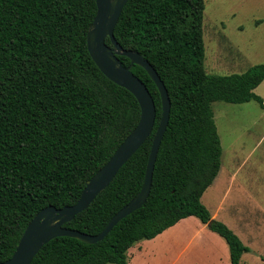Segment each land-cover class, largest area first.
Segmentation results:
<instances>
[{"label": "trees", "instance_id": "16d2710c", "mask_svg": "<svg viewBox=\"0 0 264 264\" xmlns=\"http://www.w3.org/2000/svg\"><path fill=\"white\" fill-rule=\"evenodd\" d=\"M204 0H128L114 28L124 49L154 67L170 97V113L145 203L96 243L68 236L44 244L30 264H128L127 251L180 219L197 217L227 243L231 264L249 251L202 203L221 165L211 103L264 102L254 89L264 63L240 73L205 70ZM96 0H0V261L14 253L35 214L74 204L85 182L136 126L140 106L92 60L86 34ZM105 42L110 45L107 37ZM124 66L130 64L119 55ZM131 71L155 105L153 129L109 185L63 224L99 233L140 190L161 116L158 89L142 67Z\"/></svg>", "mask_w": 264, "mask_h": 264}, {"label": "rangeland", "instance_id": "374dc122", "mask_svg": "<svg viewBox=\"0 0 264 264\" xmlns=\"http://www.w3.org/2000/svg\"><path fill=\"white\" fill-rule=\"evenodd\" d=\"M204 5L203 65L207 72L240 73L254 64L264 63V0H204ZM254 92L264 102V80ZM211 106L222 147L221 165L217 178L204 191L201 201L211 214H215V219L227 224L249 247L240 264H264V109L255 100L244 103L214 101ZM187 219L198 226L204 225L195 216ZM184 230L186 232L171 239L165 234L159 250L164 251L167 244H174L177 239L178 248L192 238L193 244L185 256H191L200 243L215 244L220 251L222 248L230 264L226 241L207 225L201 233L202 239L198 238L200 234L194 236L196 227ZM149 240L134 242L127 251V262L129 252ZM152 251L148 248L137 253L138 264H153L155 253ZM164 256L171 261L173 248ZM198 264L208 263L200 256Z\"/></svg>", "mask_w": 264, "mask_h": 264}, {"label": "water", "instance_id": "95a60500", "mask_svg": "<svg viewBox=\"0 0 264 264\" xmlns=\"http://www.w3.org/2000/svg\"><path fill=\"white\" fill-rule=\"evenodd\" d=\"M127 1L96 0V14L87 29L86 42L88 52L101 72L136 97L140 106L139 121L107 162L85 182L78 200L61 208L49 205L40 209L25 227L12 256L0 261V264H30L40 248L55 237L68 236L91 244L101 241L122 218L142 206L149 195L154 164L168 124L171 103L167 89L154 67L139 52L124 49L114 36L115 25ZM107 37L110 45L105 42ZM119 55L128 57L130 64L124 66ZM132 64L145 69L156 85L161 100V116L152 139L141 188L110 218L99 233L87 234L64 227V223L71 221L109 185L120 167L140 148L153 129L154 101L146 85L131 71Z\"/></svg>", "mask_w": 264, "mask_h": 264}, {"label": "crops", "instance_id": "0c3cea01", "mask_svg": "<svg viewBox=\"0 0 264 264\" xmlns=\"http://www.w3.org/2000/svg\"><path fill=\"white\" fill-rule=\"evenodd\" d=\"M218 175V174H217ZM217 178V176L215 177V179ZM214 179V181H215ZM212 217L214 218L215 214H211ZM189 217V216H188ZM187 218V217H186ZM186 218H182L180 219L177 223L175 227H173L172 229H169L167 231H163V233L158 234L157 236H155L154 238L150 239L149 241H146L147 244H142V245H138L137 247H134L130 252H129V262L128 264H138V259L136 258L137 253L139 252H145L146 249L149 248V250H153L152 253H155L153 258H152V263L157 264H198L199 260H200V256H202L203 259H205V261L208 264H229V262H226V257H225V253L222 252V248L221 251L220 249L214 244H208L207 243H200L198 245L197 250H195V252L192 254L193 256L196 254L195 257H193L192 255L190 256H185L188 249L190 248V246L193 244L192 242V238L183 244L184 242H182V244H179L180 247L177 248L178 244H177V240L173 241L174 244L171 242L169 245L167 244V247L165 248L164 251H160V240L163 241L162 238L165 237V234H169L167 235V238L169 237L174 238L176 235L179 236L181 235L183 232H186L184 229H186L187 227H191V228H195V234H200V236L198 237L199 239H202L203 236H201L202 231L205 228V224L204 225H197L194 224L193 222L195 221H190V220H185ZM197 222V221H196ZM174 224V225H175ZM173 225V226H174ZM172 227V226H171ZM168 229V228H167ZM173 237H172V235ZM200 242V241H199ZM173 248V259H169L168 262V258L164 255H166V253H171V250ZM221 259H222V263H221ZM143 261V260H141ZM146 261V260H145ZM165 261V262H164ZM167 261V263H166ZM144 262V261H143ZM231 264V263H230Z\"/></svg>", "mask_w": 264, "mask_h": 264}]
</instances>
